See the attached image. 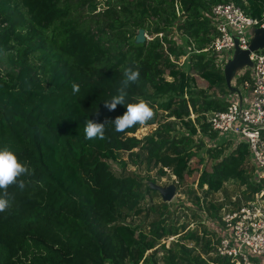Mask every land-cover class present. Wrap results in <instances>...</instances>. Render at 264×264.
Returning <instances> with one entry per match:
<instances>
[{
  "label": "trees",
  "instance_id": "16d2710c",
  "mask_svg": "<svg viewBox=\"0 0 264 264\" xmlns=\"http://www.w3.org/2000/svg\"><path fill=\"white\" fill-rule=\"evenodd\" d=\"M87 1L91 15L98 4ZM228 1L253 19L264 11V0H104L88 22L76 19L66 0H0V64H6L0 67V150L8 148L32 173L19 177L23 189L13 184L6 197L0 189L9 201L0 212V264H231L215 255L228 232L221 207L208 198L230 182L245 188L244 197L260 192L246 143L231 151L226 142L208 148L197 190L188 189L187 203L175 210L152 188L167 174L185 186L205 161L197 158L194 137H217L205 115L228 104L196 98V79L178 62L187 57L208 90L229 91L225 64L204 51L216 37L211 9ZM139 30L154 38L136 44ZM173 32L187 39L189 53ZM129 66L140 78L128 86L125 103L147 102L155 115L145 126L157 129L137 139L140 125L117 133L109 122L105 139L86 140V120L105 123L126 111L124 104L109 111L104 101L117 93ZM248 78L242 74L237 83ZM156 109L187 136L172 135ZM202 212L222 225L219 238L202 224Z\"/></svg>",
  "mask_w": 264,
  "mask_h": 264
},
{
  "label": "built area",
  "instance_id": "2783aa9c",
  "mask_svg": "<svg viewBox=\"0 0 264 264\" xmlns=\"http://www.w3.org/2000/svg\"><path fill=\"white\" fill-rule=\"evenodd\" d=\"M211 16L216 37L208 49L219 56L236 48L248 50L252 30L264 29V11L260 19H253L232 1L215 5ZM250 60L253 76L242 84L251 93L250 104L230 101L223 111L211 112L206 119L210 131L247 144L256 180L262 185L251 201L222 217L228 235L215 246V255L228 258L231 264H264V51L250 53Z\"/></svg>",
  "mask_w": 264,
  "mask_h": 264
},
{
  "label": "rangeland",
  "instance_id": "374dc122",
  "mask_svg": "<svg viewBox=\"0 0 264 264\" xmlns=\"http://www.w3.org/2000/svg\"><path fill=\"white\" fill-rule=\"evenodd\" d=\"M89 1H91V0H88L87 3ZM92 1H94L95 4H98L95 13L91 14V15L95 16V14L102 12L104 0H92ZM66 2L71 6V12L76 19H79L81 21L85 20L88 22L91 20L89 17L91 15L89 14V12L87 10V5H86V3H85V5L83 4L84 0H66ZM87 15H89V16H87ZM95 19H97V18H95ZM145 37H146L147 41L152 40L154 38V36H150L146 33H145ZM159 37L161 38V35H159ZM170 37L173 38L176 41V43L179 46H181L183 49H185L188 53L190 52L191 47L189 46L187 39L184 36H182L176 32H173L170 35ZM231 53L233 54V53H235V51L231 52ZM231 53L224 54V55H226V57H229V55ZM212 55L213 54L211 52H209L208 57H211ZM218 59H220V61H221L219 63H223L225 58L224 59L218 58ZM222 60H223V62H222ZM178 63H179V67H181L184 71L191 73L192 76L195 77L196 83H195V87L193 90H194L196 98H200V99H202V98L208 99L210 97H215V98H219V99L221 98L222 94L219 91L208 90V84L204 80H202L198 75H196L194 71H192V72L190 71L191 68H189V63H188L187 57L181 58ZM0 67L6 68V64L4 62H2L0 64ZM167 80H170V79L167 78ZM164 100H166V98H163V97L159 98V102H163ZM156 111L158 112L157 118H158L160 124H170L171 125V127L173 128V132L171 133L172 135H175L176 138H180L181 136H187L186 129L184 127H182L180 123L173 121V119H166L165 120L164 119L165 114L163 113V111L159 110V109H156ZM191 118L195 120L196 116L195 115L191 116ZM156 129H157L156 125H149V126H143V127L141 126V128L136 132L134 137H136L137 139H142L143 137H145L147 135H151ZM226 141H232V143L234 145H236L239 142L238 139H233L231 135H221L220 134L216 138V142H226ZM194 142L196 145V148L194 149V151L197 154V158L203 157L205 155V150L207 149V147L208 148L214 147V146H212L213 144L211 143L209 138L203 136L202 134L195 136ZM196 160L197 159H195L194 164H195ZM111 165H112L114 170H118V166L116 164L113 163ZM205 166H206V163H204V166L197 165V167H198L197 172L192 177L187 179V181L185 182V186L183 185L181 187H179L178 185L175 184V178L169 174H167L164 177L159 178V179L156 178L155 183H154L155 185H157L161 188H164V189H167L170 187L175 188V195L172 197V199L169 202L172 206V209L175 210L176 208H179V206L181 204L187 203L186 202L187 198L185 197V192L188 189L197 190V181H198L199 175L201 174V171L203 170V168ZM129 170L130 171H136V172L138 171L144 177L147 176L148 174L151 178L156 177V173L154 171L148 172V169H146V168H141V170H139V169H134L133 167H129ZM202 216H203L202 222L206 226V228L208 230L215 229V224L212 221H210L209 218L205 214H202ZM190 228H191V230L196 229V225H191ZM176 239H177V237H174L173 239H169L168 241H166V245L168 246L170 244V241L172 242L173 240L175 241Z\"/></svg>",
  "mask_w": 264,
  "mask_h": 264
},
{
  "label": "clouds",
  "instance_id": "9594fccd",
  "mask_svg": "<svg viewBox=\"0 0 264 264\" xmlns=\"http://www.w3.org/2000/svg\"><path fill=\"white\" fill-rule=\"evenodd\" d=\"M123 79L120 82V87L117 93L109 100L104 101V106L113 111L117 105H126V111L123 115L116 117L113 121H106L105 123H97L91 120H86L84 133L85 139L91 140L99 138L105 139V125L111 122L114 125V131L123 133L129 128L136 125L145 126L149 120H152L155 113L148 103L145 101H138L136 103H125L128 95L127 88L130 84L137 83L140 78L139 70H134L132 67L122 68ZM73 94L80 92L78 84H72ZM31 175V170L24 164L18 162L17 157L8 148L0 150V189L4 190L5 197L7 196V188L13 184L17 185L20 189L24 188V181L19 177L22 175ZM9 206L8 199L0 197V212H3Z\"/></svg>",
  "mask_w": 264,
  "mask_h": 264
},
{
  "label": "crops",
  "instance_id": "0c3cea01",
  "mask_svg": "<svg viewBox=\"0 0 264 264\" xmlns=\"http://www.w3.org/2000/svg\"><path fill=\"white\" fill-rule=\"evenodd\" d=\"M209 49H206L204 51H208ZM264 51V48L261 49ZM261 50H258V51H261ZM235 51V50H234ZM232 51V52H234ZM211 52V51H210ZM212 53V52H211ZM213 55H215L214 53H212ZM234 54L235 53H231L229 55V57H226V55H217V61L216 63L218 64V66L220 67H223V65L226 64L234 58ZM212 55V56H213ZM218 58H221V59H224V62L222 60L223 63H219L221 62L220 59ZM225 66L223 67V71H224V76H225ZM245 73H248L249 75V78L248 80H244L243 83L245 81H251L252 79V76H253V64L251 62V65L250 66H245L239 70H232L230 72V75H229V79H228V84H227V88L229 89L228 92H226L225 94H222L221 98L223 99H219V98H215V97H210V99H214V100H217L219 103H224V104H228L230 101H239L243 106H248L252 100V96H251V93L246 92L242 89V84H238L237 83V78H239L240 76H242V74H245ZM211 112L207 113L205 116H206V119H207V116L210 114ZM191 116H194V114L191 112L190 114V117L189 119L194 123L195 120L191 118ZM196 116V115H195ZM220 134L217 133V137L219 136ZM216 137V138H217ZM216 138L215 139H209L211 141V143L213 144L212 146H216V145H219L221 143H224V142H216ZM233 138V137H232ZM233 139H236V138H233ZM242 141L239 140V143H241ZM226 143H229L230 144V148H229V151H231L232 149H234L236 145H234L232 143V141H226ZM209 148H212V147H209ZM208 149V147H207ZM206 149V150H207ZM206 150H205V155L203 157H200V158H204V163H206L207 161V155H206ZM249 161H250V165L251 167L254 169V176L252 177L253 179L252 180H255V182H257V170L255 168V166L253 165L250 157H249ZM204 163L201 165V166H204ZM258 183V182H257ZM245 191V188L240 186L239 184L237 183H234V182H230V183H226L224 184V186L222 187V189L211 195L208 200L210 202H212L213 204H215L216 206L218 207H221V210H220V217L222 219L223 215L226 214V213H232V212H236L237 210H239L242 206L246 205L249 201L252 200V195H248L246 197H244L243 195V192ZM201 214H205L204 212H202ZM207 216V215H206ZM202 219H203V216H201ZM214 224H215V229H210L209 231L210 232H213L215 233V235L219 238L220 235H221V231L219 228H222V225H220L219 223L217 222H214L212 221ZM203 224V222H202ZM194 225V224H193ZM206 227V226H205Z\"/></svg>",
  "mask_w": 264,
  "mask_h": 264
},
{
  "label": "water",
  "instance_id": "95a60500",
  "mask_svg": "<svg viewBox=\"0 0 264 264\" xmlns=\"http://www.w3.org/2000/svg\"><path fill=\"white\" fill-rule=\"evenodd\" d=\"M251 41L248 50L242 51L238 48L235 49L234 58L231 59L225 66V80L228 84L230 72L232 70H239L245 66L251 65L250 53L256 52L264 48V29H253L251 32ZM146 41L144 30H139L136 37V44H143ZM152 188L159 192L162 200L170 202L175 195V188L170 187L167 189L153 185Z\"/></svg>",
  "mask_w": 264,
  "mask_h": 264
}]
</instances>
